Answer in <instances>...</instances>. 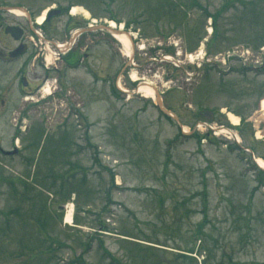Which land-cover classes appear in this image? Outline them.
Instances as JSON below:
<instances>
[{"label": "rangeland", "instance_id": "obj_1", "mask_svg": "<svg viewBox=\"0 0 264 264\" xmlns=\"http://www.w3.org/2000/svg\"><path fill=\"white\" fill-rule=\"evenodd\" d=\"M69 4L104 28L73 70L39 36L7 64L1 52L17 43L5 27L29 24L22 10L0 15V264H264V0L5 5L38 21ZM67 17L36 30L63 46ZM110 21L130 33V56ZM23 71L31 90L48 78L41 93L21 91Z\"/></svg>", "mask_w": 264, "mask_h": 264}, {"label": "flooded vegetation", "instance_id": "obj_2", "mask_svg": "<svg viewBox=\"0 0 264 264\" xmlns=\"http://www.w3.org/2000/svg\"><path fill=\"white\" fill-rule=\"evenodd\" d=\"M10 0H0V15L3 16V14L5 13V11H8L9 13H12L8 10V8L10 7H22L27 11V15L24 14L22 15V17L28 22L29 24V33L27 34V29H25L23 26L19 25V24H15L12 25L13 27H17L18 31L15 32V34L17 35L18 33H21L20 38L16 39L10 32L8 33L6 31V28L8 27V25L5 27V33L6 35L11 39V41L17 43V46L14 47L13 49H9L8 52H1V56L3 58V60L7 59L8 62L7 64H11L13 62H16L17 60H19L21 57L25 56L26 54H28L30 47L29 45H27V38L33 41L34 37H38L39 36V40L40 37H42L44 40H48V44L52 45L54 48H58V50L62 53V57H63V61L60 62L58 61V63H64V66L67 69L73 70L76 69L82 65H85L84 63L88 62L89 59L93 56V54L95 55V53L90 52L91 48H95L96 46L99 45V36H100V28H99V24L97 23V21L92 20L91 23H88L84 20H81V18H78L77 16H73L71 8L73 6L66 5V6H59V5H55L52 6L48 9L49 16L46 19V22L44 23V25L41 27L42 30L47 29V26L55 19H59L62 16H67V21H66V25L64 29L61 30V36L66 37V44H64L63 46L58 45L56 40L53 37H44L42 34H38V31L36 30L35 24H36V17L38 16V14L31 8V7H24L22 5H16V6H6L5 4L9 3ZM91 17V15H90ZM90 17H88V19H90ZM1 18V17H0ZM3 26V24L1 25V27ZM74 26L76 29H80V30H85L88 29L87 31H83L81 32L78 36L74 37V34L77 33H71L70 27ZM79 31V30H78ZM27 42V43H26ZM77 42L80 45V47H77ZM73 43V45L75 46L73 49L70 46ZM66 46H69L68 48ZM20 47H22L21 49H23L22 53L20 55H18L16 58L12 59L10 58L11 53L17 49H19ZM38 47V46H37ZM64 47V49H62ZM45 47H39L38 49H36L35 51L32 52V54H34V56L38 53V56L42 55L44 56L46 54ZM77 49L79 50V52L77 51ZM88 64V63H87ZM89 68H93V70L97 71L95 76L99 77V73L100 71L94 66L92 65V63H89ZM91 66V67H90ZM57 69V68H56ZM93 71V72H94ZM94 73H92V75H94ZM47 79L41 81L38 85L35 86L34 90H31V83L27 80L26 78V72L23 71L20 75V81L19 84L22 85L23 90L25 93L30 94V95H36L41 93V91L43 90L42 86H44L47 83ZM113 84L111 87H109V91H114L116 92V77L115 79L111 80ZM110 81V82H111ZM99 82V81H97ZM111 93V92H110ZM207 113V112H206ZM209 114V113H207ZM212 116V114H209Z\"/></svg>", "mask_w": 264, "mask_h": 264}, {"label": "bare ground", "instance_id": "obj_3", "mask_svg": "<svg viewBox=\"0 0 264 264\" xmlns=\"http://www.w3.org/2000/svg\"><path fill=\"white\" fill-rule=\"evenodd\" d=\"M80 11H82L81 9H78L76 7L73 8L72 10V14H78L80 13ZM87 14V12H86ZM46 16V12L43 13V15L38 19L37 23L38 24H43L44 23V18ZM109 25L113 28H117L119 29L118 26H116V23L113 22V21H110L109 22ZM123 25L121 24L120 26V29H123ZM212 29L209 30V32L211 33ZM114 32V31H113ZM115 39L123 46V48L125 49L126 51V54L127 56H130L132 54V48H131V43H130V39L127 35L125 34H118V33H115ZM191 57L190 58H193L192 55H190ZM132 79L133 81H138V76L134 73L133 76H132ZM46 89V93L49 95L51 93V89L49 86H46L45 87ZM139 92H143L145 94L146 97H153V90L152 88L150 87L149 83L145 82V83H142L140 86H139ZM262 111L264 113V99L262 101ZM225 110V109H224ZM223 110V111H224ZM264 117V115H263ZM229 118L231 120V122L234 124V125H238L240 123V118L236 117L234 114L232 113H229ZM260 136H262V132L259 133ZM257 163L259 164L260 167L264 168V161L262 159H258L257 160ZM68 208V212H67V215H66V223L68 224H73L74 221H73V204L70 203L69 206L67 207Z\"/></svg>", "mask_w": 264, "mask_h": 264}, {"label": "water", "instance_id": "obj_4", "mask_svg": "<svg viewBox=\"0 0 264 264\" xmlns=\"http://www.w3.org/2000/svg\"><path fill=\"white\" fill-rule=\"evenodd\" d=\"M106 29L110 30V31H114L115 33H118V34H122L123 32L119 30H116V29H110V28H107L105 27ZM101 29H104V28H101ZM6 31L9 33H11L16 39H19L20 38V35L21 33H18L17 35L15 34L16 31H18V28L17 27H13V26H8L6 28ZM78 35V34H77ZM22 47H20L19 49L15 50L14 52L11 53V56H17L19 55L23 49H21ZM156 96H157V100H158V104L159 106H162V101H161V98H160V94L156 91ZM18 150H14L12 152H10V154H14V153H17Z\"/></svg>", "mask_w": 264, "mask_h": 264}, {"label": "trees", "instance_id": "obj_5", "mask_svg": "<svg viewBox=\"0 0 264 264\" xmlns=\"http://www.w3.org/2000/svg\"><path fill=\"white\" fill-rule=\"evenodd\" d=\"M260 171H261V173H264L261 169H260ZM188 251H186V253H187ZM181 255H183V254H181ZM184 256H187V255H184ZM182 257V256H181Z\"/></svg>", "mask_w": 264, "mask_h": 264}]
</instances>
